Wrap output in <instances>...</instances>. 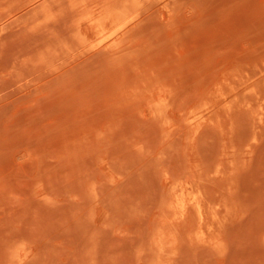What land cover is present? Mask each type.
<instances>
[{"label": "rangeland", "instance_id": "obj_1", "mask_svg": "<svg viewBox=\"0 0 264 264\" xmlns=\"http://www.w3.org/2000/svg\"><path fill=\"white\" fill-rule=\"evenodd\" d=\"M0 264H264V0H0Z\"/></svg>", "mask_w": 264, "mask_h": 264}]
</instances>
